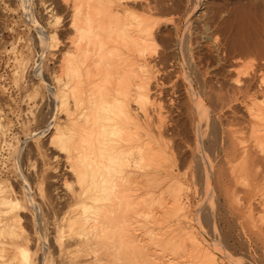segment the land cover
<instances>
[{"label": "rangeland", "instance_id": "rangeland-1", "mask_svg": "<svg viewBox=\"0 0 264 264\" xmlns=\"http://www.w3.org/2000/svg\"><path fill=\"white\" fill-rule=\"evenodd\" d=\"M146 1L150 11L135 8L120 18L132 25L140 21L142 36L150 39L145 51L148 88L161 110L169 175L162 173L139 190L154 195L145 202L149 211L166 213L156 215L138 242L173 264H205L200 247L219 264H264V0ZM73 4L0 0V124L12 129L10 154H0V170H12L16 162L13 171L23 169V179L35 186L41 160L34 146L39 145L53 170L43 186L46 198L35 201L43 216L44 201L57 205L58 222L67 216L57 203L62 182L72 178L61 160L52 159L58 154L48 147L49 131L36 134L48 122V77L58 73V54L71 36ZM52 31L63 43L59 53L52 51L53 59L43 53L39 39ZM18 61L23 63L15 73ZM13 180L17 201L27 207L20 222L27 234L6 236L1 223L0 261L9 263L11 254L25 248L34 264H68L80 248L70 245L59 254L52 225L46 223L52 221L45 219L42 230L34 210L23 204V182L15 174ZM175 196L178 210L171 207ZM106 243L99 264H128L118 258L132 248L130 240L115 236Z\"/></svg>", "mask_w": 264, "mask_h": 264}, {"label": "bare ground", "instance_id": "bare-ground-1", "mask_svg": "<svg viewBox=\"0 0 264 264\" xmlns=\"http://www.w3.org/2000/svg\"><path fill=\"white\" fill-rule=\"evenodd\" d=\"M73 1L74 14L69 22L71 36L65 41V51L59 53L63 43L59 42L55 32L47 36L39 34L43 53L52 57V51L58 50L59 60L58 73L52 72L48 77L47 93L51 102L48 122L36 136L49 131L48 147L58 154L52 159L61 160L63 170L72 178L70 183L62 182V198L60 196L57 202L60 209H65L66 221L58 222L54 208L57 205L44 201L42 206L46 214L43 216L39 211L41 206L35 201L36 197L38 200L46 198L43 186L53 170L45 160L43 150L37 149L36 140L35 154L41 160V166L40 180L36 187L32 185L35 193L34 189L31 190V183L23 179V169L19 167V171H13L16 162H13L12 170H0L3 234L9 237H26L27 234L24 235L25 231L20 227L27 207L16 199L15 174L24 184L23 204L34 210L37 223L42 228L45 219L52 221V224L46 223L52 225V242L59 254L70 245L80 248L77 257L69 259L68 264H99L100 256L107 254L106 242L115 236L132 243V248L118 260L128 264L154 261L155 264H173L174 260L163 256L157 249L138 242L140 234L148 231L155 222L156 215L166 213L149 211L145 202L154 195L139 193V190L142 191L152 180L156 182V177L162 173L164 176L169 173L164 164L161 110L148 88L150 77L146 70L145 51L150 39L142 36L140 21L134 25L122 23L120 16L135 8L150 11L152 7L146 0ZM21 63H13L15 73L21 69ZM37 77L38 82L43 83L40 71ZM3 128L0 124V154L6 150L10 154L12 129ZM29 140L34 142V137ZM88 190L91 195L87 194ZM171 207L178 210L176 196ZM18 239L16 243L20 242ZM27 240H24L26 246ZM200 248L205 264H219L204 251V247ZM17 252V255H10L13 261L8 258L10 264H34L27 249L21 248ZM187 253L190 254L189 250Z\"/></svg>", "mask_w": 264, "mask_h": 264}]
</instances>
